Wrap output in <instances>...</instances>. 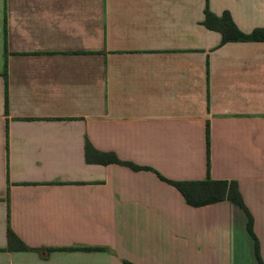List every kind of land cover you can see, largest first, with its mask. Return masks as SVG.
I'll list each match as a JSON object with an SVG mask.
<instances>
[{"label":"crops","instance_id":"crops-1","mask_svg":"<svg viewBox=\"0 0 264 264\" xmlns=\"http://www.w3.org/2000/svg\"><path fill=\"white\" fill-rule=\"evenodd\" d=\"M206 4L264 30V0H0V264H259L244 210L159 176L236 182L264 264V41Z\"/></svg>","mask_w":264,"mask_h":264},{"label":"trees","instance_id":"trees-1","mask_svg":"<svg viewBox=\"0 0 264 264\" xmlns=\"http://www.w3.org/2000/svg\"><path fill=\"white\" fill-rule=\"evenodd\" d=\"M5 23V22H4ZM202 25L206 27L208 30L216 31L221 35V45H225L231 42H258L264 41V30L258 29L253 31L252 33L246 35L238 30V28L233 23L229 13L224 12L220 17L215 16L209 9L208 4H206L204 10V20ZM5 32V31H4ZM3 79L5 81L6 89H7V78H6V70L3 71ZM5 92V112L7 113V96ZM207 141V155H209V133L207 131L206 134ZM91 146L89 144L86 145V158L90 162L89 151L91 150ZM103 159H100V163L103 165L107 164H121L130 167L135 171L139 170H149L147 168H140L136 166H132L130 164H124L116 159L113 154H102L100 153ZM209 157V156H208ZM209 169V166H208ZM159 178L174 187L184 198L187 205L199 208L208 205H213L220 202H230L242 210L248 216V224L247 229L251 234L254 243H255V255L259 264H263L259 254V245L256 237L252 232V218L249 215L246 207L243 203L242 197L239 193L238 184L233 181H214L210 179L209 176L206 177L205 180L202 181H183V182H173L164 179L159 176ZM7 239L9 248L11 245L16 244L19 246L21 251L27 250L25 246L18 240L15 234L8 229L7 231ZM85 250H95V249H85ZM99 250V249H98ZM47 254H49L52 249L44 250ZM124 264H132L130 262H124Z\"/></svg>","mask_w":264,"mask_h":264}]
</instances>
